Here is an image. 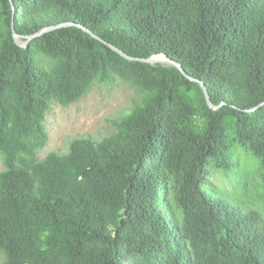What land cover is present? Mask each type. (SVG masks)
<instances>
[{
  "label": "trees",
  "instance_id": "16d2710c",
  "mask_svg": "<svg viewBox=\"0 0 264 264\" xmlns=\"http://www.w3.org/2000/svg\"><path fill=\"white\" fill-rule=\"evenodd\" d=\"M16 42L14 32L31 36ZM163 53L174 65L130 60ZM28 40L26 37L25 41ZM117 77L141 100L96 140L38 151L53 101ZM264 0H0L2 264H264V215L209 190L241 146L264 181Z\"/></svg>",
  "mask_w": 264,
  "mask_h": 264
},
{
  "label": "rangeland",
  "instance_id": "374dc122",
  "mask_svg": "<svg viewBox=\"0 0 264 264\" xmlns=\"http://www.w3.org/2000/svg\"><path fill=\"white\" fill-rule=\"evenodd\" d=\"M17 38L20 42L26 39L25 36ZM141 97L136 85L117 77L108 85L96 83L79 101L70 105L53 101L45 120L50 141L38 151V158L44 159L50 152L67 153L74 137L88 136L96 140L106 137L116 130V123L123 120ZM232 160L234 166L228 170L214 163L209 166L208 189L218 194H238L250 206L262 210L264 215V181L260 161L241 146L233 148ZM3 169L0 156V172ZM2 261L0 253V264Z\"/></svg>",
  "mask_w": 264,
  "mask_h": 264
},
{
  "label": "water",
  "instance_id": "95a60500",
  "mask_svg": "<svg viewBox=\"0 0 264 264\" xmlns=\"http://www.w3.org/2000/svg\"><path fill=\"white\" fill-rule=\"evenodd\" d=\"M66 25H69V23H65V24L62 23V24L57 25V26H53V27L45 28L44 30L40 31V32L37 33V34L31 35V36H26V37L28 38V40L25 41V42H20V41L18 40V38H17V36H23V35H20V34L14 32V37H15V40H16L17 43H19L21 46L26 47V46H28L29 41H30L32 38H34L35 36H37V35H39V34H42V33L46 32V31L52 30V29H54V28L62 27V26H66ZM84 28H85V30H87L88 32H90L94 37H96V38L102 40V41L105 42L107 45H109L111 48H113L114 50H116L117 52H119L121 55H123L124 57H126V58H128V59H130V60H137V61L147 62V63H151V64H155V63H157V62H161V63H165V62H167V63H165V64H169V65L177 66L178 68H180V69L182 70V72H183V74H185V76H187V77L190 78L191 80H195V81L201 83V85H202V87H203V89H204V92H205V95H206V98H207L208 104H209L212 108L216 109V108H218V107L220 106V105H214V104H213V102H212V100H211V96H210L209 90H208V87L206 86V84H205L203 81L199 80V79H196V78L191 77V76L187 73V71H186V69L183 67V65H182L180 62H177V61H176L175 59H173L172 57H169V56H167L166 54H163V53L154 54V55H152V56H150V57H148V58L134 57V56H131V55L127 54L125 51H123L122 49H120L119 47H117L115 44L103 40L101 37H99L97 34L93 33V32H92L91 30H89L88 28H86V27H84ZM262 105H264V102H262L259 106L255 107V108L249 109V111H254V110H256L258 107H260V106H262Z\"/></svg>",
  "mask_w": 264,
  "mask_h": 264
}]
</instances>
